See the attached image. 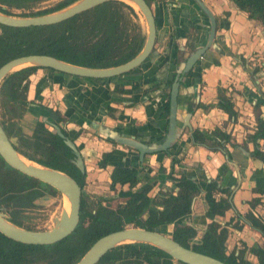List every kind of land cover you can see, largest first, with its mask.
<instances>
[{
	"label": "crops",
	"instance_id": "obj_1",
	"mask_svg": "<svg viewBox=\"0 0 264 264\" xmlns=\"http://www.w3.org/2000/svg\"><path fill=\"white\" fill-rule=\"evenodd\" d=\"M200 1L216 21L217 42L199 62V67L203 69L200 84L196 74L182 81L176 120L183 126L188 109L191 114L185 125L190 131H202L210 140L208 133L217 129L230 137L231 144L225 146V151L217 152L194 146L189 130H181L180 126L179 138L172 149L173 156L178 160L172 176H184L195 181L200 189V193L192 199L186 223L198 230L208 224L203 216L206 206L202 196L207 184L215 181L219 189L228 191L230 208L222 216L215 217V222L227 230V252L244 247L248 249L254 244L263 246L264 235L252 230L244 217L251 214L264 222V144L256 142L260 155L252 158L250 155L254 146L249 140L255 132V119L264 120V35L256 23L249 21L229 1ZM150 9L156 23L153 57L129 76L131 83L116 87L122 83L121 80H81L51 75L43 70H36L29 78L26 100L34 101L40 97L42 104L67 116L69 123L65 125L66 130L79 132L74 138V145L82 150L84 189L88 194L117 197L128 191L146 189V195L153 197L158 191H175L174 185L166 178L170 158L161 153L145 156L143 165L140 164L137 169L136 183L131 188L115 185L110 191L108 184L112 169H136L138 161L133 153L98 136V127H104L143 144L159 141L165 113L155 105L162 96L152 89L153 84L170 81L169 60L175 49L182 50V45L186 39H191L194 32V39L190 41L194 48L205 44L206 18L191 0H150ZM252 52L262 59L257 61L261 70L251 78L243 60ZM163 56L168 57L164 65L161 61ZM217 89L229 97L236 113L235 119L215 106ZM33 116L32 111L23 119L31 117L34 122ZM72 136L75 137V134ZM110 151L112 153L105 167L101 168V155ZM160 168L162 170L158 171ZM214 197L226 198L224 193H217ZM164 229L170 231L172 226ZM244 258L250 264H256V259L247 252Z\"/></svg>",
	"mask_w": 264,
	"mask_h": 264
},
{
	"label": "trees",
	"instance_id": "obj_2",
	"mask_svg": "<svg viewBox=\"0 0 264 264\" xmlns=\"http://www.w3.org/2000/svg\"><path fill=\"white\" fill-rule=\"evenodd\" d=\"M45 1L47 0H0V13L13 16L11 11L18 10L17 17L40 16L60 10L75 0H62L51 9L32 12L36 5ZM227 1L244 13L249 21L256 23L264 34V0ZM145 2L149 4V1ZM142 42V31L136 12L119 1L105 2L54 25L29 28L0 25V66L22 56L46 55L79 67L105 69L132 59L141 49ZM37 69L39 68H24L7 75L1 81L0 125L8 139H17L18 147L15 149L20 156L38 166L66 174L82 190L85 175L73 165L72 153L57 135L48 132L45 124L39 120L35 122L29 137L20 132V122L30 105L25 100L28 77ZM217 100L215 106L229 118L235 119L233 105L220 89H217ZM45 113L47 120L55 125L64 121L58 112H46L40 107L33 110L37 118H41ZM208 135L210 140L202 131L195 129L190 133L194 146L203 147L211 152L225 151V146L231 144L230 137L217 129ZM249 140L254 146L250 156L254 158L259 154L256 142L261 141L264 144V121L255 119V132ZM167 154L170 158V170L166 178L175 187L174 196L166 192L149 199L146 196L147 190L144 189L129 193L122 203L111 207L109 201L90 198L81 191L78 223L70 235L57 243L45 246L20 244L0 235V264H74L97 239L121 230L127 224L139 225L148 231L157 228L164 230L171 225L169 236L183 248L224 264H249L243 259L245 247L236 254L225 253L227 230L212 220L214 217L222 216L230 208V204L227 201L228 191L219 189L215 181L207 184L202 196L206 206L203 216L210 223L205 225L200 238L192 241L197 229L186 223V219L190 215L192 199L200 193V189L195 181L184 176H172L173 167L178 160L172 154ZM110 155L109 153L102 157L107 160ZM3 165L7 168L0 159V166ZM6 168L3 169L7 171ZM137 172V169L131 167L113 168L109 176L111 181L109 188L116 184L132 186L136 182ZM16 187L18 182L15 178L9 179L7 174L4 178L0 177V203L1 201L11 203L16 208L18 206ZM48 189L51 194H56L52 189ZM216 193H224L226 198L215 200ZM40 194L38 192L37 195ZM88 200H92V203ZM153 207H159V210ZM144 214L146 217L142 218ZM244 219L252 230L264 235V223L251 214ZM14 224L19 225L15 222ZM247 252L256 259L257 264H264V245L254 244ZM96 264L181 263L172 261L153 247L126 244L106 252Z\"/></svg>",
	"mask_w": 264,
	"mask_h": 264
},
{
	"label": "water",
	"instance_id": "obj_3",
	"mask_svg": "<svg viewBox=\"0 0 264 264\" xmlns=\"http://www.w3.org/2000/svg\"><path fill=\"white\" fill-rule=\"evenodd\" d=\"M119 1L127 6L135 8L136 12L142 17L145 26L144 41L139 52L129 61L121 65L105 68L90 69L79 67L57 60L46 55H28L9 60L0 66V83L9 74L29 67L49 69L57 73L65 74L72 77L84 79H110L126 74L142 64L149 56L155 37V24L153 15L144 0H75L66 7L40 16L34 17H12L0 13V25L11 28H29L43 27L63 22L73 16L87 11L95 6L105 2ZM195 6L208 18L209 35L204 47L198 48L183 63H180L179 71L176 76L187 73L196 59L210 46L214 32V20L209 11L204 7L200 0H191ZM134 10V9H133ZM177 78H174L169 94L168 122L166 134L162 141L150 143L148 145L137 142L132 138L122 136L107 128L98 127V136L115 142L119 145L126 146L137 152V161L142 163L145 155L165 153L176 143L180 134V126L175 122L176 114V94L178 87ZM193 107L191 108V110ZM46 114H43L41 121L47 123ZM191 113L186 114V121ZM184 128H190L185 125ZM49 124V123H48ZM52 132L63 140L64 145L71 151L74 156V166L83 171L80 155L72 142L62 136L58 127L51 125ZM0 159L11 169L20 174L32 178L56 191L64 197L69 205V212L66 215L61 211L57 217L52 220V227L45 231H28L19 228L6 220V216L0 210V235L8 240L34 246H45L57 243L72 233L78 223L80 188L66 174L38 166L20 156L11 146L6 135L0 127ZM26 161L27 164L24 162ZM196 229L195 227H193ZM172 230V229H171ZM167 231V232H171ZM141 244L157 249L167 255L172 261L181 264H224L216 259L196 253L190 249L183 248L166 236L164 230L157 228L148 231L143 228H123L121 230L106 234L97 239L86 252L74 264H96L99 259L108 251L121 245Z\"/></svg>",
	"mask_w": 264,
	"mask_h": 264
},
{
	"label": "flooded vegetation",
	"instance_id": "obj_4",
	"mask_svg": "<svg viewBox=\"0 0 264 264\" xmlns=\"http://www.w3.org/2000/svg\"><path fill=\"white\" fill-rule=\"evenodd\" d=\"M146 0H144V2H145ZM147 1H149V4H146L148 7H149V9H150V0H147ZM146 3V2H145ZM205 7V6H204ZM206 8V7H205ZM134 9V8H133ZM135 10V9H134ZM150 11H151V9H150ZM200 11V10H199ZM28 11H24V13H27ZM35 12V11H34ZM151 13H152V11H151ZM200 13L202 14V15H204L201 11H200ZM11 14L13 15L12 17H17V15L19 14L18 13V10H16V11H14V10H12L11 11ZM153 15V14H152ZM213 17V16H212ZM205 18H206V25H207V28H206V33H205V35H206V41H205V44H204V46L206 45V43H207V38H208V35H209V22H208V18L205 16ZM153 19H154V16H153ZM213 20H214V32H213V38H212V41H211V43H210V46L198 57V59H196L195 60V62L192 64V66H191V68L187 71V73H184V74H182V75H179V76H176V73H177V71H179V65H180V63H183V62H185L194 52H195V50H197L198 48H202V47H204V46H202V47H198V48H194V46L190 43V41H192V38L194 39V35L196 34L195 32L193 33V35H192V37H191V39H186V42H185V44L184 45H182V50H180V51H177L176 49H175V51L173 52V56H172V58H171V61L169 60V65L168 66H170V68H171V77H170V81L168 82V83H161V82H156L155 84H153V87H152V89L154 90H157V91H159L160 93H161V95L160 96H162L161 98H159V99H157V101H156V107L161 111V112H163V113H165V115L162 117V119H163V121H164V124H163V129H162V135H161V137H160V139H159V141H162V139H163V137L165 136V134H166V130H167V122H168V106H169V94H170V88H171V84H172V82H173V80H174V78H177V81L179 80V82H178V87H177V94H176V114L178 113L177 111H178V101H177V99H178V93H179V88L182 86V81L185 79V78H189V77H193L192 75H194V74H196L197 75V82H198V84H200V75H201V72L203 71V69L201 68V67H199V62H200V60L204 57V55H205V53L207 52V51H209V50H211V47H212V44H214L215 42H217V39H216V21H215V19H214V17H213ZM154 24H155V37H154V44H155V41H156V23H155V19H154ZM141 31H142V29H141ZM142 38H143V41H144V35L142 34ZM142 44H143V42H142ZM154 44H153V46H154ZM152 54H153V47H152V50H151V52H150V54H149V56L142 62V64H144V63H148V61L149 60H151L152 59ZM165 58L167 59L168 57H165V56H163V58H162V65H164L165 64V61H168V60H165ZM262 58H261V56H259V54H257L256 52H252L250 55H247L246 56V58H245V60H243V65H244V67H247L250 71H248L247 69H246V71H247V73L251 76V78L252 77H254L255 76V74H258V72L261 70V67H260V63H258L257 61L258 60H261ZM239 63H240V60H239ZM141 64V65H142ZM140 65V66H141ZM140 66H138L137 68H135L134 70H132V71H130V72H128V73H126V74H123V75H121V76H118V77H114V78H110V79H84V78H77V77H72V76H69V77H71V78H75V79H81V80H89V81H105V80H111V79H117V80H121V84L120 85H116V87L117 86H120V87H122L123 86V84L124 83H131V81H132V79H130V75H132L133 74V72L134 71H136ZM37 70H43V71H46V72H48V73H50L51 75H53V74H57V75H59V76H63V75H65V74H61V73H57V72H55V71H52V70H49V69H42V68H39V69H37ZM34 74V73H33ZM32 74V75H33ZM32 75H30L29 77H28V84H27V90H28V85H29V78L32 76ZM65 76H68V75H65ZM164 79V78H163ZM164 84V85H163ZM27 90H26V93H25V100H26V94H27ZM164 95V96H163ZM225 95V94H224ZM38 98V97H37ZM229 98V97H228ZM27 101V100H26ZM28 103H30V105L26 108V111H25V113H24V115L25 114H31V112L34 110V108H36V107H40V108H42V109H44L46 112H58L56 109H53L52 107H50V106H48V105H46V104H42L41 103V99H40V97H39V99H35L34 101H27ZM165 105H166V108H165ZM110 109H108V111H109ZM187 110L188 109H186V113L188 114V113H191V111L189 112H187ZM59 113V112H58ZM186 113H185V116H186ZM60 114V113H59ZM176 114H175V122H176V124H177V126H180V124L182 123V122H178V120H176ZM24 115H23V117H24ZM60 115H62V117L64 118V121L63 122H60L58 125H55V124H53V123H51L50 121H46L47 123H45V122H42L41 121V118H37V117H35V116H33V118H34V122L32 123V126H31V128L29 129V133L28 134H25V133H23V131L21 132L23 135H25V136H30L31 135V133H32V129H33V127H34V124H35V122L36 121H41L42 123H44L45 124V128H46V130L48 131V132H50L51 134H54L51 130H52V127H51V125H54V126H56V127H58V129H59V131H60V133L62 134V136H64V137H66L67 139H69L71 142H72V144L74 145V138H77V136L79 135V132L77 131V132H74V131H68V130H66L65 129V125L66 124H68L69 122H68V119H67V116H65V115H63V114H60ZM23 117H22V119H23ZM184 119V118H183ZM183 119H182V121H183ZM260 119V118H259ZM262 120V119H261ZM22 121V120H21ZM262 121H264V120H262ZM49 123V124H48ZM0 127H1V125H0ZM1 129H2V127H1ZM3 130V129H2ZM215 130V129H214ZM192 131V130H191ZM191 131H190V133H191ZM213 131V130H212ZM4 132V131H3ZM5 134V133H4ZM72 134H75V137L74 136H72ZM6 135V134H5ZM56 135V134H55ZM58 137V136H57ZM191 137V136H190ZM8 139V138H7ZM61 139V138H60ZM62 140V139H61ZM134 140V139H133ZM8 141L10 142V144H11V146H12V148L16 151V149H15V147H18V141H17V139H15V138H13V139H8ZM63 141V140H62ZM136 141V140H135ZM159 141H157V142H159ZM137 142H139V141H137ZM111 143H113V144H116V145H119V144H117V143H115V142H111ZM141 143V142H140ZM149 144V143H148ZM148 144H146V145H148ZM119 146H121V147H123L124 149H126L127 151H129V152H131V153H133L135 156H136V158H137V152L136 151H134L133 149H131V148H128V147H126V146H122V145H119ZM74 147L76 148V150L78 151V153H79V155H80V158H81V162H82V168H83V171L82 172H80L77 168V170L80 172V173H83L84 175H85V168H84V166H83V159H82V157H81V149H80V147L79 146H75L74 145ZM175 147V144H173L169 149H168V151L167 152H165V153H161L162 155H168L167 153H170V154H172V149ZM113 151V150H112ZM112 151H110L109 153L111 154L112 153ZM17 153H18V151H16ZM71 152V151H70ZM109 153H104V154H102L101 155V160H102V164H101V168H104L105 167V164H106V162H107V160H104L103 159V155H105V154H109ZM73 155V154H72ZM173 155V154H172ZM145 156H148V155H145ZM145 156L143 157V161H142V163H141V165H143V163H144V158H145ZM2 161V160H1ZM75 160H74V156H73V162H74ZM3 162V161H2ZM4 163V162H3ZM5 164V163H4ZM6 165V164H5ZM74 165V164H73ZM140 164L138 163V167L136 168V169H139L141 166H139ZM7 166V165H6ZM1 167H3V168H6L4 165L3 166H1ZM8 168V169H7ZM7 171H6V173H7V176L9 177V179L11 178H15L16 180H17V182H18V187H16V192H15V195L16 196H18V216H20L21 214H22V209L24 208H30V207H32L33 206V204L36 202V201H38L39 199H41V198H46V197H49V194H51L50 193V191H49V189L48 188H50V187H48V186H46V185H44V184H42V185H39V183L40 182H38V181H36V180H34V179H32V178H29V177H26V176H24V175H22V174H20L19 172H17V171H15V170H13V169H11L10 167H8L7 166ZM160 170H162L161 168L158 170V171H160ZM11 173V175L10 174H8V173ZM111 174V173H110ZM24 177H25V179H24ZM135 178H136V176H135ZM109 181H110V178H109ZM136 183V182H135ZM134 183V184H135ZM111 184V181L109 182V184H108V189L110 190V191H112L113 189H114V186H113V188H109V185ZM133 184V185H134ZM116 185H118V184H116ZM132 185V186H133ZM84 186H85V179H84ZM120 186V185H119ZM123 186V185H122ZM128 186V185H127ZM132 186H128L129 188H131ZM79 187V186H78ZM80 188V187H79ZM51 189V188H50ZM53 190V189H52ZM175 190V189H174ZM54 191V190H53ZM81 191L82 192H84L86 195H88V197H92V196H90L88 193H86V191H85V189H84V187H83V189L81 190L80 189V197H81ZM141 191V190H140ZM140 191H133V192H140ZM38 192H40L41 194L40 195H37L38 194ZM56 192V191H55ZM133 192H131V191H128V193H125V194H123V193H121V194H118V196L117 197H114V195H112V196H108V197H96L95 199H98V200H107V201H109L110 203L109 204H119V203H122L123 202V200H125L126 199V197L128 196V194L129 193H133ZM166 192H168V191H163V192H161V191H158L153 197H148L147 195V197L149 198V199H153L155 196H157L159 193H166ZM57 193V192H56ZM170 195H172V196H174L175 195V191L174 192H168ZM217 194V193H216ZM10 195H12V192L10 193ZM121 195H124V196H122V198H120L121 197ZM214 196H215V194H214ZM92 198H94V197H92ZM17 199V198H16ZM214 199H215V197H214ZM63 200H64V197H62V208L64 207V205H63ZM215 200H218V199H215ZM7 203V202H6ZM12 204H10L9 203V205H7V206H5V207H1L0 206V210H1V212L3 213V211H4V213H6V214H8L9 213V211H10V208L11 207H13V205L11 206ZM79 205H80V203H79ZM10 207V208H9ZM14 208V207H13ZM153 209H155V210H159V207H153ZM62 211V210H61ZM190 213H191V211H190ZM146 217V214H144L143 216H142V218H145ZM6 220L8 221V222H10L11 224H13V225H15L14 224V222L9 218V217H6ZM209 221V220H208ZM213 222H215V217L213 218V220H212ZM262 222V221H261ZM210 223V221L208 222V224ZM216 223V222H215ZM262 223H264V222H262ZM15 226H17V225H15ZM126 226V225H125ZM18 227V226H17ZM205 227V226H204ZM125 228V227H124ZM136 228V227H135ZM137 228H140V227H137ZM203 229L204 228H202V229H200V230H196V236L194 237V239L192 240V241H197L199 238H200V236H201V234H202V231H203ZM26 230V229H25ZM28 230V229H27ZM28 231H33V230H28ZM164 232H167V229H164ZM199 232V233H198ZM224 245H225V243H224ZM225 249H226V247H225ZM244 249V248H243ZM246 249V248H245ZM240 250H242V249H240ZM240 250H232V251H230V252H227V250H226V254H228V253H231V252H234L235 254L238 252V251H240ZM245 252H247V249H246V251H244V253ZM244 253H243V259L245 260V261H247L245 258H244ZM248 253V252H247ZM249 254V253H248ZM252 256V255H251ZM175 262V261H174ZM248 262V261H247ZM250 264V263H249ZM256 264H257V261H256Z\"/></svg>",
	"mask_w": 264,
	"mask_h": 264
},
{
	"label": "rangeland",
	"instance_id": "obj_5",
	"mask_svg": "<svg viewBox=\"0 0 264 264\" xmlns=\"http://www.w3.org/2000/svg\"><path fill=\"white\" fill-rule=\"evenodd\" d=\"M62 0H47L43 3H40L34 7L33 11H41L44 9H51L53 8L57 3H59ZM136 12V10H134ZM19 13V11H18ZM137 18H138V23L142 29V34H145V26L144 22L142 20V17L137 13ZM264 35V34H263ZM33 123V119L29 117V120H24L20 122V131L25 134L29 133V129L31 128ZM6 170L1 168L0 166V177H5L6 176ZM8 174L11 175L9 172ZM85 188V187H84ZM90 196L96 198V197H101L97 196L96 194H89ZM17 201H18V196H16ZM89 203H92V200H88ZM11 204V203H10ZM2 205V206H1ZM9 205V203L2 202L0 203L1 207H5ZM63 205L64 200H63ZM12 206V205H11ZM111 207H114V204H110ZM10 208V207H9ZM62 210V196L58 193L56 194H49V197L46 198H41L38 201H36L32 207L30 208H23L22 209V214L18 216V206L16 208H10V211L8 214L4 213L3 214L6 217H9L13 222L19 224L18 227L22 229H30L33 231H45L49 230L52 227V220L59 215V213ZM137 228L140 227L139 225L135 224H127L125 228ZM166 236H169V232H164Z\"/></svg>",
	"mask_w": 264,
	"mask_h": 264
},
{
	"label": "bare ground",
	"instance_id": "obj_6",
	"mask_svg": "<svg viewBox=\"0 0 264 264\" xmlns=\"http://www.w3.org/2000/svg\"><path fill=\"white\" fill-rule=\"evenodd\" d=\"M134 8V7H133ZM135 9V8H134ZM26 164H27V162L26 161H24ZM64 204H65V206L62 208V211H64L65 213H66V215L68 214V212H69V205H68V202H67V200L64 198Z\"/></svg>",
	"mask_w": 264,
	"mask_h": 264
}]
</instances>
